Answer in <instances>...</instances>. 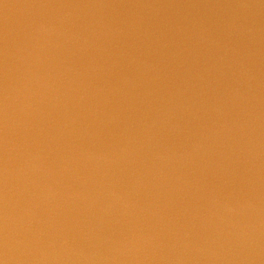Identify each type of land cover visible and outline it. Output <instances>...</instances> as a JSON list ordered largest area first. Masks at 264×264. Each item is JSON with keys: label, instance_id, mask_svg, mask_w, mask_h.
<instances>
[{"label": "water", "instance_id": "1", "mask_svg": "<svg viewBox=\"0 0 264 264\" xmlns=\"http://www.w3.org/2000/svg\"><path fill=\"white\" fill-rule=\"evenodd\" d=\"M0 264H264V0H0Z\"/></svg>", "mask_w": 264, "mask_h": 264}]
</instances>
